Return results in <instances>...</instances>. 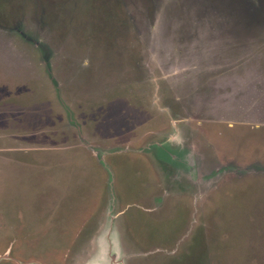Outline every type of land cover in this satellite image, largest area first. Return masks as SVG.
Returning <instances> with one entry per match:
<instances>
[{"label":"rangeland","instance_id":"rangeland-1","mask_svg":"<svg viewBox=\"0 0 264 264\" xmlns=\"http://www.w3.org/2000/svg\"><path fill=\"white\" fill-rule=\"evenodd\" d=\"M256 33L264 0H0V264H264V107L222 52Z\"/></svg>","mask_w":264,"mask_h":264},{"label":"crops","instance_id":"crops-1","mask_svg":"<svg viewBox=\"0 0 264 264\" xmlns=\"http://www.w3.org/2000/svg\"><path fill=\"white\" fill-rule=\"evenodd\" d=\"M256 34L257 36L254 38L253 42L250 43H247L246 41L225 42V47L222 50V52H231L227 57L228 63H226L225 66L231 65L233 69H229V70L232 72L233 75H236L238 77L237 80V83L239 82L238 87L235 90V94L233 95V98H229L232 99L233 102L232 105L237 107H241L243 106V104H246V102L248 101L250 102L251 100L259 103L261 107L262 106L264 107V63L262 62L264 56L260 54L257 48V46H259V40L262 39L263 35L260 33H256ZM237 52H239V54H237L239 57H247V58H243V60L238 59L237 62L234 61L231 62L233 59V53H237ZM247 73L248 74L252 73V75L254 76L253 79L254 91L251 90L247 91L246 88L247 85L252 82H248L247 84L244 80L241 82V77L242 79H245ZM257 74L258 76H260L258 79H256ZM210 78L214 79L215 77L214 75H210ZM221 78L224 77L222 76ZM231 95L232 94H229V97ZM211 96H213L214 98L215 95H211ZM176 101L177 99L175 100V102ZM207 104L208 103L206 102V105ZM256 104L254 105V107H256ZM222 107L223 109L226 108V106H222ZM173 139H176V136H173Z\"/></svg>","mask_w":264,"mask_h":264},{"label":"trees","instance_id":"trees-1","mask_svg":"<svg viewBox=\"0 0 264 264\" xmlns=\"http://www.w3.org/2000/svg\"><path fill=\"white\" fill-rule=\"evenodd\" d=\"M178 104H180V102L177 101Z\"/></svg>","mask_w":264,"mask_h":264},{"label":"water","instance_id":"water-1","mask_svg":"<svg viewBox=\"0 0 264 264\" xmlns=\"http://www.w3.org/2000/svg\"><path fill=\"white\" fill-rule=\"evenodd\" d=\"M91 264H96V262L95 263H91Z\"/></svg>","mask_w":264,"mask_h":264}]
</instances>
